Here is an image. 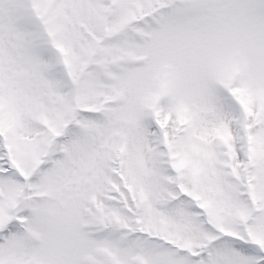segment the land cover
Segmentation results:
<instances>
[{
  "label": "snow or ice",
  "instance_id": "1",
  "mask_svg": "<svg viewBox=\"0 0 264 264\" xmlns=\"http://www.w3.org/2000/svg\"><path fill=\"white\" fill-rule=\"evenodd\" d=\"M0 264H264V0H0Z\"/></svg>",
  "mask_w": 264,
  "mask_h": 264
}]
</instances>
